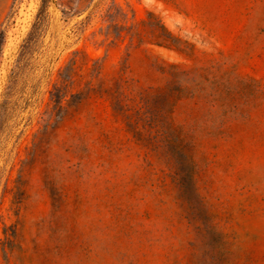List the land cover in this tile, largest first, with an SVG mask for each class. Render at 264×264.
I'll return each instance as SVG.
<instances>
[{"label":"rangeland","instance_id":"374dc122","mask_svg":"<svg viewBox=\"0 0 264 264\" xmlns=\"http://www.w3.org/2000/svg\"><path fill=\"white\" fill-rule=\"evenodd\" d=\"M0 264H264V0H0Z\"/></svg>","mask_w":264,"mask_h":264}]
</instances>
